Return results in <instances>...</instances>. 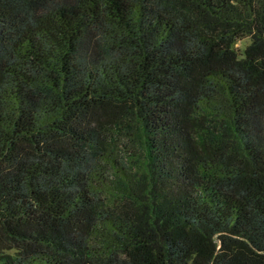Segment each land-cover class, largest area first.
<instances>
[{"label":"trees","instance_id":"1","mask_svg":"<svg viewBox=\"0 0 264 264\" xmlns=\"http://www.w3.org/2000/svg\"><path fill=\"white\" fill-rule=\"evenodd\" d=\"M236 1L0 0V264H264V0Z\"/></svg>","mask_w":264,"mask_h":264},{"label":"rangeland","instance_id":"2","mask_svg":"<svg viewBox=\"0 0 264 264\" xmlns=\"http://www.w3.org/2000/svg\"><path fill=\"white\" fill-rule=\"evenodd\" d=\"M230 4L237 5L236 0H228ZM250 42V37L247 33L239 34L236 37L224 38L222 44L227 48L236 58L242 57L243 51Z\"/></svg>","mask_w":264,"mask_h":264}]
</instances>
